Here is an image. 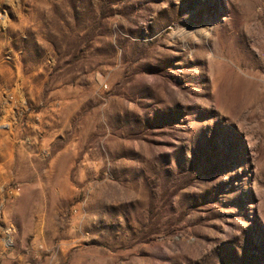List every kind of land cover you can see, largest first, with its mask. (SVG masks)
Segmentation results:
<instances>
[{"label":"rangeland","instance_id":"374dc122","mask_svg":"<svg viewBox=\"0 0 264 264\" xmlns=\"http://www.w3.org/2000/svg\"><path fill=\"white\" fill-rule=\"evenodd\" d=\"M0 264H264V0H0Z\"/></svg>","mask_w":264,"mask_h":264},{"label":"built area","instance_id":"2783aa9c","mask_svg":"<svg viewBox=\"0 0 264 264\" xmlns=\"http://www.w3.org/2000/svg\"><path fill=\"white\" fill-rule=\"evenodd\" d=\"M19 191L18 187H10L8 188V193L10 195L17 194ZM3 237H2V247L3 250L9 251L14 247V241H13V230L11 225H7L3 229Z\"/></svg>","mask_w":264,"mask_h":264},{"label":"crops","instance_id":"0c3cea01","mask_svg":"<svg viewBox=\"0 0 264 264\" xmlns=\"http://www.w3.org/2000/svg\"><path fill=\"white\" fill-rule=\"evenodd\" d=\"M24 144H25V142H24Z\"/></svg>","mask_w":264,"mask_h":264}]
</instances>
